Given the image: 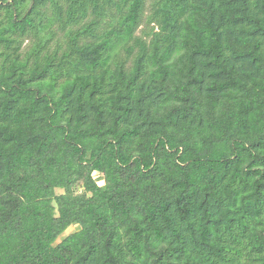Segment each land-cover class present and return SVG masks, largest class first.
Listing matches in <instances>:
<instances>
[{
  "label": "trees",
  "instance_id": "trees-1",
  "mask_svg": "<svg viewBox=\"0 0 264 264\" xmlns=\"http://www.w3.org/2000/svg\"><path fill=\"white\" fill-rule=\"evenodd\" d=\"M0 264H264V0H0Z\"/></svg>",
  "mask_w": 264,
  "mask_h": 264
}]
</instances>
